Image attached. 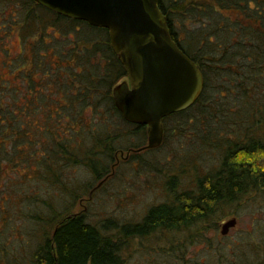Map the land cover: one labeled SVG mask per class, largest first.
<instances>
[{
  "label": "trees",
  "instance_id": "16d2710c",
  "mask_svg": "<svg viewBox=\"0 0 264 264\" xmlns=\"http://www.w3.org/2000/svg\"><path fill=\"white\" fill-rule=\"evenodd\" d=\"M16 1L19 15L8 18L13 25L24 15L18 30L24 42L43 29L42 41L50 26L62 39L52 33L51 41L31 49L27 43V54L12 59L1 49L0 264H124L133 239L202 224L247 191L264 190V0H158L173 39L204 75L199 97L163 117V140L172 125L181 133L191 124L204 142L216 137L207 143L214 146L217 163L201 172L193 148L184 163L191 170L187 185L180 174L169 173L164 200L151 204L138 220L119 223L108 217L98 224L84 212H73V201L88 191L91 179L110 173L117 150H138L147 134L145 125L125 120L113 102L112 87L126 69L106 28L58 14L34 0ZM214 93L229 100L233 96L238 110L229 100L222 103L227 111L216 107ZM106 111L107 120L99 116ZM214 118L220 123H212ZM223 119L230 123L224 130ZM137 156L132 153L131 159ZM76 167L91 178L71 183ZM18 180L37 185L26 189ZM16 181L18 187H12ZM42 185L58 192L50 194L48 204L40 199ZM62 197L71 199L54 208L53 201ZM19 217L25 227L30 224L28 232L22 233L21 225L2 232ZM24 235L33 242L28 244ZM15 240L22 245L18 251L23 260L11 243Z\"/></svg>",
  "mask_w": 264,
  "mask_h": 264
},
{
  "label": "rangeland",
  "instance_id": "374dc122",
  "mask_svg": "<svg viewBox=\"0 0 264 264\" xmlns=\"http://www.w3.org/2000/svg\"><path fill=\"white\" fill-rule=\"evenodd\" d=\"M18 6L19 3L16 0L8 3L0 2V59L4 57V52L1 49H5L7 51L5 55L12 59L17 54L23 55L25 52L27 54L25 44L29 43L30 49L33 46H39L43 40L51 41V34L56 32L50 29L51 26L46 27L49 34L44 33L41 37L42 41H39L40 31L43 29L38 30V28L36 34L29 35L24 42L18 31L22 24L20 19L24 15L18 16V21H15L13 25L11 18H8L12 13L15 14V17L19 15L18 11L15 12ZM55 35H58L60 37L58 39L61 41L62 37L59 33L56 32ZM91 38L98 39L97 36H91ZM54 59H57V56ZM27 66L32 67L30 64ZM0 70H2L1 66ZM122 80H127V75L118 78L116 83ZM214 94L216 97L215 106L227 111L222 103H228L230 97L224 95L220 98L219 94ZM229 101L228 104L231 105L234 102L233 107L238 110L239 101L234 100L233 96ZM102 108L104 107L102 106ZM86 114L90 117L89 111ZM99 116L106 117L107 120L108 111ZM224 119L220 126L222 130L226 126H230V123L226 125ZM94 120L96 118L91 121L95 122ZM212 123L220 122L214 118ZM238 125L235 123V130L238 129ZM171 127L162 144L155 149L117 150L114 161L110 164V173L95 180L91 179L93 181L88 191L80 193L76 200L74 199L72 211L84 212L86 217L95 224L108 217L116 219L119 223L135 221L151 204L164 200L166 195L164 183L169 173L180 174V180L184 185H187V181L191 177V170L189 165H184V163L193 148L197 150L201 172L217 163L215 148L207 143H214L216 137L209 141L205 139L204 142L201 136H196L191 124L183 128L181 133L176 132L175 126ZM146 143L147 134L143 145ZM208 147L210 152L207 150ZM132 153H136L138 156L131 159ZM23 172L29 173L24 170ZM90 178V174L81 167L72 169L70 173L71 183H83ZM19 181L18 185L24 186L26 189L30 186L34 187L36 184L34 180L23 182V184H19ZM18 185L16 181L12 187L16 188ZM17 190L20 192L19 189ZM55 191L57 192L53 186H40V199L48 204V201L51 200L50 194H54ZM64 199L69 201L71 198ZM64 199L62 197L59 200H54V208L60 209L64 204ZM231 217L236 218V224L230 227L227 234H222L220 232L222 222ZM3 225L4 223L0 222V229L3 228ZM19 225L22 226V233L28 232L30 224L28 223V226L25 227L20 217L13 218L7 229L2 232L8 234ZM24 237L28 244L34 240L25 235ZM11 243L17 248L19 259H22L18 251L22 246L21 243L16 240ZM29 247L27 248L29 249ZM124 264H264V190L247 191L234 202L224 205L212 216L211 220L202 224L191 225L181 230H160L148 237L133 239L126 249Z\"/></svg>",
  "mask_w": 264,
  "mask_h": 264
},
{
  "label": "water",
  "instance_id": "95a60500",
  "mask_svg": "<svg viewBox=\"0 0 264 264\" xmlns=\"http://www.w3.org/2000/svg\"><path fill=\"white\" fill-rule=\"evenodd\" d=\"M34 1L107 29L127 75L112 87L113 102L125 120L145 125L147 143L139 149L158 147L164 136L163 117L189 107L204 87L199 65L173 39L158 0ZM235 224V217L228 218L220 232L227 234Z\"/></svg>",
  "mask_w": 264,
  "mask_h": 264
}]
</instances>
